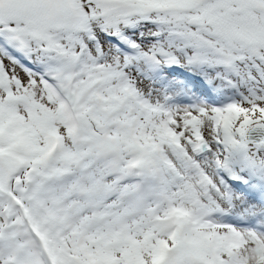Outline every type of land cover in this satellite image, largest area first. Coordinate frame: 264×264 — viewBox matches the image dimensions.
I'll list each match as a JSON object with an SVG mask.
<instances>
[{
  "label": "snow or ice",
  "instance_id": "snow-or-ice-1",
  "mask_svg": "<svg viewBox=\"0 0 264 264\" xmlns=\"http://www.w3.org/2000/svg\"><path fill=\"white\" fill-rule=\"evenodd\" d=\"M0 264H264V0H0Z\"/></svg>",
  "mask_w": 264,
  "mask_h": 264
}]
</instances>
